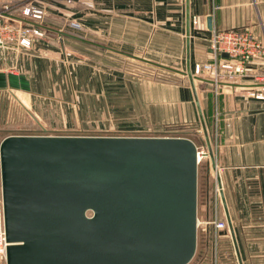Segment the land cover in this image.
<instances>
[{"label": "water", "instance_id": "1", "mask_svg": "<svg viewBox=\"0 0 264 264\" xmlns=\"http://www.w3.org/2000/svg\"><path fill=\"white\" fill-rule=\"evenodd\" d=\"M189 0H184V71L202 156L241 264L214 155L189 67ZM211 30V18L206 16ZM225 56V54H221ZM27 90L22 75L0 86ZM194 143L172 136L9 134L0 140L5 264H186L196 245Z\"/></svg>", "mask_w": 264, "mask_h": 264}, {"label": "rangeland", "instance_id": "2", "mask_svg": "<svg viewBox=\"0 0 264 264\" xmlns=\"http://www.w3.org/2000/svg\"><path fill=\"white\" fill-rule=\"evenodd\" d=\"M72 1L34 0L46 11L42 24L58 32L44 29V38L36 41L44 44L39 49L10 50L0 59L5 70L21 71L28 69V56L46 54L39 72L32 67L25 72L32 89L11 90L12 97L0 91V140L9 134L172 136L185 137L203 151L202 132L182 74L183 62L174 60V51L167 49L162 56L151 50L147 56L129 58L108 48L107 34L102 33L101 40L88 35L86 43L68 37L67 19L80 22L89 32L78 18L77 0ZM85 20L99 28L103 25L98 16L87 15ZM205 160L209 162L202 156L197 163L196 218L202 215L205 197L212 194V189L206 191ZM219 209L209 208L211 219L223 220L218 218ZM201 233L196 228L195 251L186 264L198 259L204 245Z\"/></svg>", "mask_w": 264, "mask_h": 264}, {"label": "crops", "instance_id": "3", "mask_svg": "<svg viewBox=\"0 0 264 264\" xmlns=\"http://www.w3.org/2000/svg\"><path fill=\"white\" fill-rule=\"evenodd\" d=\"M77 5L78 18L89 32L67 30L66 36L86 43L90 39L88 35L101 40L107 34L108 48L117 56L129 58L147 56L151 50L164 56L167 49H172L174 60L183 62L184 66V0H80ZM87 15L98 16L103 25L99 28L95 23L88 24ZM206 16L211 18L212 29L247 28L264 43V0H189V18L197 19L196 26L189 25L190 68L209 57L206 39L210 30L206 27ZM42 44L35 42L32 48L39 49ZM44 57L46 54L42 57L41 53L28 56L25 60L28 69L14 70L12 74L24 76L28 89H32L31 79L25 72L31 67L35 73L39 72ZM1 68V73H9ZM11 90L18 89L6 82L0 86L3 96ZM196 91L241 264H264V101L225 88L216 98L205 90L196 88ZM215 111L217 117L213 116ZM205 161L203 176L206 191L210 193L215 178ZM212 206L214 202L206 196L196 226L202 232L204 245L194 264H237L227 230L214 232L212 225L205 223L211 218ZM216 206L220 208L218 218L224 219L220 201Z\"/></svg>", "mask_w": 264, "mask_h": 264}, {"label": "built area", "instance_id": "4", "mask_svg": "<svg viewBox=\"0 0 264 264\" xmlns=\"http://www.w3.org/2000/svg\"><path fill=\"white\" fill-rule=\"evenodd\" d=\"M45 15L44 8L34 0H0V59L4 60V54L10 50L12 52L32 50L34 43L44 38L45 28L42 21ZM190 24L196 26L197 19L192 17ZM65 26L74 33L86 32L84 26L73 19H67ZM206 44L208 59L195 62L190 68L196 88L205 90L214 98L225 88L232 93L264 101V43L250 29L211 28ZM5 71L12 73L14 70ZM213 116L217 117L216 111ZM195 147L196 154L201 153L199 150L201 146L195 145ZM209 197L215 207L219 203L218 188L215 183ZM207 223L212 225L214 231L226 229L224 219L209 218ZM8 244L4 236L0 198V264H5V248Z\"/></svg>", "mask_w": 264, "mask_h": 264}, {"label": "bare ground", "instance_id": "5", "mask_svg": "<svg viewBox=\"0 0 264 264\" xmlns=\"http://www.w3.org/2000/svg\"><path fill=\"white\" fill-rule=\"evenodd\" d=\"M203 148H204V147H203ZM203 152H204V150H203V151L201 150V153H203ZM201 153L198 152L197 155H196V157H197V162H199L200 157H202ZM203 157H207V156H203Z\"/></svg>", "mask_w": 264, "mask_h": 264}]
</instances>
